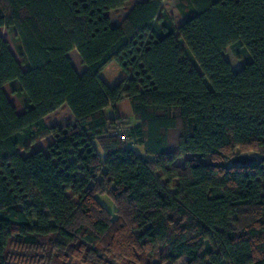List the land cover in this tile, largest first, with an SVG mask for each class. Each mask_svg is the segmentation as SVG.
I'll return each mask as SVG.
<instances>
[{
  "label": "trees",
  "instance_id": "1",
  "mask_svg": "<svg viewBox=\"0 0 264 264\" xmlns=\"http://www.w3.org/2000/svg\"><path fill=\"white\" fill-rule=\"evenodd\" d=\"M184 1L177 27L163 0H0V264H264V0Z\"/></svg>",
  "mask_w": 264,
  "mask_h": 264
},
{
  "label": "rangeland",
  "instance_id": "2",
  "mask_svg": "<svg viewBox=\"0 0 264 264\" xmlns=\"http://www.w3.org/2000/svg\"><path fill=\"white\" fill-rule=\"evenodd\" d=\"M133 3L134 1H130L127 6L128 7L132 6ZM162 6L164 10L173 18L175 25L177 27H180L184 23V20L188 13V8L185 7L184 0H163ZM111 16L113 20L117 19L116 13H112ZM0 34L2 38L7 41L9 48L11 52L14 54L17 61L20 62L21 61V58L19 56L20 48L16 40L15 33L13 31H7L6 29H0ZM224 55L229 61L228 63H230V66L234 68V70H238L239 67L243 65L244 61L239 60L230 49H227ZM72 58H73V61L75 62V58L74 57ZM102 74H103L102 75L103 79L107 82L108 85H110V87L116 86V84L119 83L120 75L122 76L124 75V73L120 70L117 63L115 62H113ZM17 91H19L17 85H8L4 87V92L7 98L9 99L11 104L16 108V111L20 114L23 112V109H24V97L21 94H16L15 92ZM116 111L124 115L125 106H123V104L118 105V107L116 108ZM108 113L110 116L115 115V113L112 110H110ZM66 115H67V112L65 111V109H63L58 114L59 119L62 122L65 121L64 118L67 117ZM120 118H123L126 121L133 122L132 119H128L124 117H120ZM45 145H46V142L44 141L41 143L39 148L46 149L44 147ZM31 150H33V148H30V151ZM134 150L136 152H140L139 148H135ZM34 151H35V148H34ZM21 153L24 155L23 151H21ZM98 200L101 203V205L105 207L110 213L114 212L115 207L113 203L106 196H99Z\"/></svg>",
  "mask_w": 264,
  "mask_h": 264
},
{
  "label": "crops",
  "instance_id": "3",
  "mask_svg": "<svg viewBox=\"0 0 264 264\" xmlns=\"http://www.w3.org/2000/svg\"><path fill=\"white\" fill-rule=\"evenodd\" d=\"M130 8H131V6H127V7H125V8H123V9H120V10H117V11H112V12H110L109 13V17H110V21H111V24L112 25H114V26H117V25H119L120 23H121V21L126 17V15H127V12H128V10H130ZM112 13H116V16H117V19L116 20H113L112 19V16H111V14ZM68 56H69V59H70V61H71V64H72V66H73V68H74V70H75V72L78 74V75H82L84 72H86V67L84 66V65H82V63H81V58H80V56H79V54L77 53V51L76 50H74V51H71L69 54H68ZM72 57H74L75 58V62L73 61V58ZM225 59L227 60V58L225 57ZM228 61V60H227ZM229 62V61H228ZM112 64V63H111ZM111 64H109L101 73H100V77H101V79L103 80V82L107 85V86H109L110 87V85H108L107 84V82L103 79V77H102V73H104V71L111 65ZM230 64V63H229ZM119 67V66H118ZM242 66H240L239 67V69L238 70H240V68H241ZM232 68V67H231ZM121 70V69H120ZM232 70L234 71V72H236V71H238V70H234V68H232ZM122 71V70H121ZM126 77V75L124 74L123 76L122 75H120V79H119V82L121 81V80H123L124 78ZM118 84V83H117ZM116 84V85H117ZM120 104H123V106H125V112H124V115L123 114H120V112H117L116 111V108L118 107V105H120ZM63 109H65V111L67 112V117H65L64 118V122H62L60 119H59V116H58V114L63 110ZM110 110H112L114 113H115V115L114 116H117V117H124V118H128V119H132L133 118V115H132V111H131V107H130V103H129V101L128 100H123V101H121L120 103H118V104H116L115 106H113V107H109L108 109H106L105 111H104V114H105V116L106 117H111L110 115H109V111ZM123 115V116H122ZM44 121H45V124L48 126V127H52V126H57V127H63V126H65V125H67V124H69V123H72L73 121H74V119H73V116H72V114H71V112L69 111V109L67 108V106H62L59 110H57L56 112H54V113H52V114H50L49 116H47L45 119H44ZM52 140H53V137L52 136H48V137H46V138H44V139H42V140H40V141H38V142H36L31 148H33V150H31V151H33L34 152V148H35V151H37V150H42L45 154L47 153V147L50 145V143L52 142ZM46 142V145L44 146L46 149H41V148H39V146L41 145V143L42 142ZM140 149V148H139ZM141 151V150H140Z\"/></svg>",
  "mask_w": 264,
  "mask_h": 264
}]
</instances>
